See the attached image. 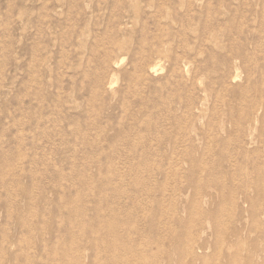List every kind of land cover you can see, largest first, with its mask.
I'll return each mask as SVG.
<instances>
[{
	"label": "rangeland",
	"instance_id": "1",
	"mask_svg": "<svg viewBox=\"0 0 264 264\" xmlns=\"http://www.w3.org/2000/svg\"><path fill=\"white\" fill-rule=\"evenodd\" d=\"M263 122L264 0H0V264H264Z\"/></svg>",
	"mask_w": 264,
	"mask_h": 264
},
{
	"label": "bare ground",
	"instance_id": "2",
	"mask_svg": "<svg viewBox=\"0 0 264 264\" xmlns=\"http://www.w3.org/2000/svg\"><path fill=\"white\" fill-rule=\"evenodd\" d=\"M158 68H159L158 66H154V67L151 69V71H152V72H155V71L158 70ZM263 123H264V122H263ZM249 135H250V134H249ZM257 197H258V196H257ZM259 198H261V197H259ZM248 199H249V198H248Z\"/></svg>",
	"mask_w": 264,
	"mask_h": 264
}]
</instances>
